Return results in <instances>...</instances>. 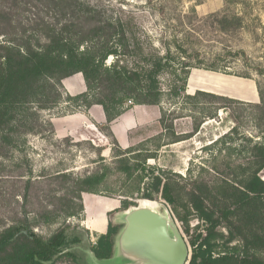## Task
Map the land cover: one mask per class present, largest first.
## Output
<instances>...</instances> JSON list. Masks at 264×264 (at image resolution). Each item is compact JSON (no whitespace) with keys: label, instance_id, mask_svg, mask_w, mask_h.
Wrapping results in <instances>:
<instances>
[{"label":"rangeland","instance_id":"obj_1","mask_svg":"<svg viewBox=\"0 0 264 264\" xmlns=\"http://www.w3.org/2000/svg\"><path fill=\"white\" fill-rule=\"evenodd\" d=\"M86 1L98 6L104 18L121 20L129 31H138L146 46L154 45L162 54L165 49L170 50L175 65L187 57L194 64L216 62L221 69L214 72L193 68L186 92L179 97L169 93L173 78L162 76L163 95L157 106L126 101L120 108V116L135 106H143L145 120L130 132V144L125 148L103 127L100 142L58 139L55 129L53 135L49 133L46 123H51L52 118L87 109L77 101L68 100L64 89L62 99L53 109L40 110L36 104L18 109V116L36 115L39 122L30 117L22 128L24 134L14 138L11 146L2 145L7 153L0 158V231L24 220L26 212L34 233L51 237L65 225L76 226L94 246L101 235H91L88 228L105 229L106 208L116 210L108 218L109 223L118 226L117 215L143 206L145 200H150L144 199L145 196L152 194V200L167 207L187 241L186 231L191 237L205 235L207 224L189 201L191 183L239 181L242 168L252 161L251 149L264 142V121L259 122V112L253 107L260 104L258 83L264 89V0ZM214 15L238 19L240 27L227 33L219 31ZM31 19H34L32 13L20 11L14 21L27 24ZM3 41L4 37L0 36V42ZM238 52L245 55L235 57L234 53ZM109 59L108 64L113 61L112 57ZM197 91L226 100L188 97ZM41 123L45 126H40ZM125 167L128 173L122 171ZM61 172L78 177L96 175L102 181L96 194H81L84 210L78 217H61L45 224L44 212L64 211L70 199L69 186L60 188L50 179ZM17 176L34 181L27 201L25 184ZM156 176L169 180L175 196L174 207L161 195L154 194L152 179ZM260 176L264 180V169ZM158 211L164 214L162 208ZM101 216L102 221L85 224L87 217L95 220ZM219 231L225 239L218 240L214 256L222 255L228 248L240 247L237 240L228 243L224 226ZM87 245L80 251L85 263H104L95 256L89 258Z\"/></svg>","mask_w":264,"mask_h":264},{"label":"trees","instance_id":"obj_2","mask_svg":"<svg viewBox=\"0 0 264 264\" xmlns=\"http://www.w3.org/2000/svg\"><path fill=\"white\" fill-rule=\"evenodd\" d=\"M20 11L32 13L34 19L27 24L15 22ZM213 17L217 29L224 33L237 30L241 24L226 15ZM0 36L4 37L0 42V158L7 153L2 145L11 146L14 138L24 134L22 128L30 117L39 122L36 115L18 116L17 110L35 104L40 110L53 109L62 99V81L77 74L83 75L87 92L73 98L68 96V100L87 109L101 106L108 122L102 130L110 133L109 124L120 116V108L126 101L146 106L161 103L162 76L173 78L169 93L179 97L186 92L193 68L214 72L221 69L216 62L194 64L187 57L175 65L170 50L165 49L162 54L154 45L146 46L138 31H129L121 20L104 18L103 11L86 0H0ZM110 57L113 61L108 64ZM257 89L260 104L253 107L261 122L264 89L259 83ZM188 97L226 100L202 91ZM46 126L53 135L52 123ZM250 153L252 161L242 168L239 181L191 183L189 201L207 227L205 235L199 233L197 237L186 231L191 247L188 264H264V180L260 176L264 169V142L255 144ZM122 171L128 173V167ZM16 178L25 184L27 201L34 181L25 180L24 176ZM50 179L60 188L69 186L70 199L64 211H45L42 216L45 224L61 217H78L84 210L81 194H96L102 181L96 175L78 177L67 172L56 173ZM152 182L154 194L161 195L174 207L175 196L169 180L156 176ZM144 199L152 200V194ZM24 214L27 216L24 220L0 231V264H86L80 251H84L87 243L86 248L98 260H110L122 229L110 222L107 233L92 246L85 240V232L76 226L65 225L51 237L40 236L33 232L28 213ZM222 226L228 231V243L237 240L241 245L214 256L218 240L225 239L219 231Z\"/></svg>","mask_w":264,"mask_h":264},{"label":"water","instance_id":"obj_3","mask_svg":"<svg viewBox=\"0 0 264 264\" xmlns=\"http://www.w3.org/2000/svg\"><path fill=\"white\" fill-rule=\"evenodd\" d=\"M116 223L123 226L115 239L116 256L102 264H188L191 247L165 205L145 200L118 215Z\"/></svg>","mask_w":264,"mask_h":264},{"label":"crops","instance_id":"obj_4","mask_svg":"<svg viewBox=\"0 0 264 264\" xmlns=\"http://www.w3.org/2000/svg\"><path fill=\"white\" fill-rule=\"evenodd\" d=\"M62 86L66 95L72 98L87 92L86 83L82 74H77L73 77L65 79L62 81ZM143 112V106H135L132 110H130V112L121 115L114 122L109 124L110 133L112 134L114 140H116L121 147L125 148L129 146L130 143L128 138L130 132L144 123L143 121L145 118ZM51 123L54 126L56 138H69L75 141L77 140V142H93L94 140L100 142L99 138L102 136L101 127H105L108 124L106 114L101 106H93L86 110L80 109L79 111L72 114L52 118ZM105 211V229L92 230L88 228V230L91 232V235L102 236L107 233L109 226L108 214L110 215L116 210L106 208ZM92 217H87L88 220L85 222L87 226H89V224L93 221L103 220L102 216L100 219L95 218V220L93 219L94 217Z\"/></svg>","mask_w":264,"mask_h":264},{"label":"bare ground","instance_id":"obj_5","mask_svg":"<svg viewBox=\"0 0 264 264\" xmlns=\"http://www.w3.org/2000/svg\"><path fill=\"white\" fill-rule=\"evenodd\" d=\"M201 85V84H200Z\"/></svg>","mask_w":264,"mask_h":264}]
</instances>
